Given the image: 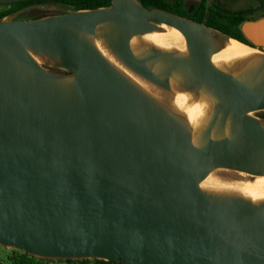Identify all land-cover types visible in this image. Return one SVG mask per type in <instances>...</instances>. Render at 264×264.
<instances>
[{
    "label": "water",
    "instance_id": "water-1",
    "mask_svg": "<svg viewBox=\"0 0 264 264\" xmlns=\"http://www.w3.org/2000/svg\"><path fill=\"white\" fill-rule=\"evenodd\" d=\"M102 21L109 46L142 77L167 88L145 64L160 59L205 86L218 102L203 136L227 120L230 136L194 146L84 38ZM163 23L182 34L188 56L136 57L129 35ZM244 31L264 44L256 25ZM211 34L233 37L137 0L0 20V244L123 264H264V203L214 199L198 186L212 168L264 174V126L250 114L264 110V64L248 81L219 69ZM28 49L70 74L49 72Z\"/></svg>",
    "mask_w": 264,
    "mask_h": 264
},
{
    "label": "bare ground",
    "instance_id": "bare-ground-1",
    "mask_svg": "<svg viewBox=\"0 0 264 264\" xmlns=\"http://www.w3.org/2000/svg\"><path fill=\"white\" fill-rule=\"evenodd\" d=\"M110 28L111 24L109 22L102 21L96 25L94 34H83V36L119 74L182 125L194 146H203L208 138L218 139L230 136L229 120H227L223 129H220L216 122L208 138L203 136L218 102L217 98L205 86L192 85L179 70L173 69L167 73L165 71L166 63L160 59L148 60L145 64L160 75L167 84L166 89L170 95L169 100L172 108L169 109L163 106L160 102L161 92L156 86L127 66L109 46L105 35ZM210 38L214 46H219L222 42L210 54L211 62L219 69L242 81L250 80L257 68L264 64V51L258 48L234 37L227 39L220 37L221 39H218L210 35ZM128 45L138 58H143L152 50L177 57L188 56L187 45L182 34L176 28L164 23L158 25V28L153 31L130 34ZM28 52L39 64L41 63L43 53L35 52L32 49H28ZM259 76H261V73ZM72 78L68 75L61 78L59 82L64 86H68ZM240 174L254 176L253 180L238 184V189L242 191L244 199L255 205L264 203V174L253 175L247 172H240ZM216 185L217 183L209 176L198 184L204 193H207L210 189L215 190Z\"/></svg>",
    "mask_w": 264,
    "mask_h": 264
},
{
    "label": "rangeland",
    "instance_id": "rangeland-1",
    "mask_svg": "<svg viewBox=\"0 0 264 264\" xmlns=\"http://www.w3.org/2000/svg\"><path fill=\"white\" fill-rule=\"evenodd\" d=\"M141 5L146 3L147 7L150 9H159L167 12L175 13H190L198 7V0H137ZM96 1H92L91 5H99ZM20 8L17 13L11 15L8 14L2 20H9L14 18L31 17L37 15H51L58 13L60 11H69L66 7H60L56 5H37L29 4L27 2L21 3L19 5L15 4ZM221 39L220 37H217ZM222 42H220L219 46ZM216 46L215 49H217ZM46 70L51 73L56 74H70L64 68H62L59 63L48 56H41L40 63ZM154 86L161 92L160 102L166 108L171 109L170 95L165 87L159 86L152 82ZM251 115L257 117L262 125L264 126V110H258L250 113ZM239 170L230 168H212L209 170L205 177H211L216 183L215 190L210 189L207 194L214 199L218 198H243V193L238 189V184L243 181L253 180L252 175H242ZM210 173V174H209ZM245 173V172H244ZM223 178V179H222ZM236 179V180H235ZM240 179V180H239ZM225 183V184H224ZM227 186V187H226ZM232 187H234L232 189ZM28 254V258L31 260L32 264H99L95 258H56V257H41L26 253L24 250L17 248L15 246H6L0 244V264H17V262Z\"/></svg>",
    "mask_w": 264,
    "mask_h": 264
},
{
    "label": "flooded vegetation",
    "instance_id": "flooded-vegetation-1",
    "mask_svg": "<svg viewBox=\"0 0 264 264\" xmlns=\"http://www.w3.org/2000/svg\"><path fill=\"white\" fill-rule=\"evenodd\" d=\"M197 3L198 7L193 12L172 13L203 23L227 35L236 36L264 51V46L254 43L242 29L245 20L255 16L264 17V0H198ZM211 36L220 37L216 34ZM255 39L262 40L263 37L258 36Z\"/></svg>",
    "mask_w": 264,
    "mask_h": 264
},
{
    "label": "trees",
    "instance_id": "trees-1",
    "mask_svg": "<svg viewBox=\"0 0 264 264\" xmlns=\"http://www.w3.org/2000/svg\"><path fill=\"white\" fill-rule=\"evenodd\" d=\"M92 1H96L97 3H101V4L91 5ZM24 2H27L29 4H37V5H56L60 7H66L69 10H82V9H92V8L108 6L110 5L111 0H23V1L15 2L11 4H0V20H2L3 17H5L6 15L15 13L16 11L20 9L18 8V6H15V4L19 5ZM142 5L148 8L146 3H142ZM58 13H63V12L60 11ZM43 16H46V15H37V16L22 17V18H38V17H43ZM233 37L241 40L240 38L236 36H233ZM66 259H71V258H66ZM95 259L99 264H123L121 262H116V261H110V260H104V259H98V258H95ZM17 264H32V263H31V260L28 258V254H26L25 256H22V258L17 262Z\"/></svg>",
    "mask_w": 264,
    "mask_h": 264
},
{
    "label": "crops",
    "instance_id": "crops-1",
    "mask_svg": "<svg viewBox=\"0 0 264 264\" xmlns=\"http://www.w3.org/2000/svg\"><path fill=\"white\" fill-rule=\"evenodd\" d=\"M264 17L255 16L253 18L247 19L242 23V29L244 31V26L246 24L248 25H256V29L258 30V33L256 34V37H264ZM245 32V31H244ZM264 46V44H260Z\"/></svg>",
    "mask_w": 264,
    "mask_h": 264
},
{
    "label": "built area",
    "instance_id": "built-area-1",
    "mask_svg": "<svg viewBox=\"0 0 264 264\" xmlns=\"http://www.w3.org/2000/svg\"><path fill=\"white\" fill-rule=\"evenodd\" d=\"M15 13H17V12H15ZM15 13H12L11 15H13V14H15ZM6 16H7V15H6ZM6 16H5V17H6ZM3 18H4V17H3Z\"/></svg>",
    "mask_w": 264,
    "mask_h": 264
}]
</instances>
